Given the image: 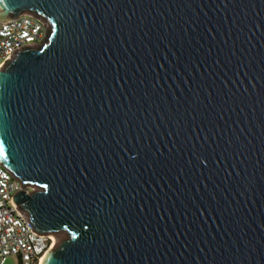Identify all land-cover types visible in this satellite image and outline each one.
I'll return each instance as SVG.
<instances>
[{"label": "water", "instance_id": "95a60500", "mask_svg": "<svg viewBox=\"0 0 264 264\" xmlns=\"http://www.w3.org/2000/svg\"><path fill=\"white\" fill-rule=\"evenodd\" d=\"M24 14L0 166L42 264H264V0H0Z\"/></svg>", "mask_w": 264, "mask_h": 264}, {"label": "built area", "instance_id": "2783aa9c", "mask_svg": "<svg viewBox=\"0 0 264 264\" xmlns=\"http://www.w3.org/2000/svg\"><path fill=\"white\" fill-rule=\"evenodd\" d=\"M47 24L29 15L0 21V69L25 48H35L48 38ZM21 183L0 166V264L13 258L15 264H41L54 240L33 231L13 204ZM27 193L31 189H27Z\"/></svg>", "mask_w": 264, "mask_h": 264}, {"label": "rangeland", "instance_id": "374dc122", "mask_svg": "<svg viewBox=\"0 0 264 264\" xmlns=\"http://www.w3.org/2000/svg\"><path fill=\"white\" fill-rule=\"evenodd\" d=\"M4 264H15V261H14V259L13 258H8L6 261H5V263Z\"/></svg>", "mask_w": 264, "mask_h": 264}, {"label": "bare ground", "instance_id": "6f19581e", "mask_svg": "<svg viewBox=\"0 0 264 264\" xmlns=\"http://www.w3.org/2000/svg\"><path fill=\"white\" fill-rule=\"evenodd\" d=\"M46 254H47V253H46ZM46 254H45V255H46ZM44 258H45V256L42 258V260H41V264H42V262H43Z\"/></svg>", "mask_w": 264, "mask_h": 264}]
</instances>
